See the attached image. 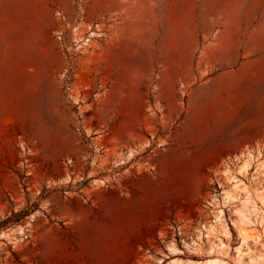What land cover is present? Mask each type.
Here are the masks:
<instances>
[{
    "label": "rangeland",
    "instance_id": "rangeland-1",
    "mask_svg": "<svg viewBox=\"0 0 264 264\" xmlns=\"http://www.w3.org/2000/svg\"><path fill=\"white\" fill-rule=\"evenodd\" d=\"M0 264H264V0H0Z\"/></svg>",
    "mask_w": 264,
    "mask_h": 264
}]
</instances>
